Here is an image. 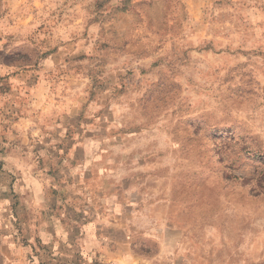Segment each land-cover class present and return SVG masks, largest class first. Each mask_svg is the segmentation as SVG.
Masks as SVG:
<instances>
[{
	"label": "rangeland",
	"instance_id": "obj_1",
	"mask_svg": "<svg viewBox=\"0 0 264 264\" xmlns=\"http://www.w3.org/2000/svg\"><path fill=\"white\" fill-rule=\"evenodd\" d=\"M87 226L264 264V0H0V264Z\"/></svg>",
	"mask_w": 264,
	"mask_h": 264
},
{
	"label": "crops",
	"instance_id": "obj_2",
	"mask_svg": "<svg viewBox=\"0 0 264 264\" xmlns=\"http://www.w3.org/2000/svg\"><path fill=\"white\" fill-rule=\"evenodd\" d=\"M112 201L111 198L108 202L112 204ZM97 230L96 227L87 226L80 233L62 236V241L69 245L70 256L75 259L79 257L78 262L71 264H165L171 259L169 257L177 256L182 242L175 237L167 239L165 235L159 241L158 251L150 253L139 249L134 243L133 236L124 233L104 234ZM188 264H208V261L199 258L189 261Z\"/></svg>",
	"mask_w": 264,
	"mask_h": 264
}]
</instances>
